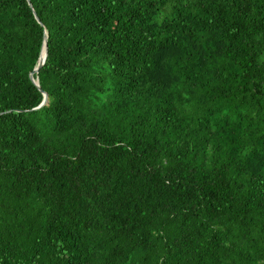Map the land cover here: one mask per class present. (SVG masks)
Segmentation results:
<instances>
[{
	"label": "trees",
	"instance_id": "16d2710c",
	"mask_svg": "<svg viewBox=\"0 0 264 264\" xmlns=\"http://www.w3.org/2000/svg\"><path fill=\"white\" fill-rule=\"evenodd\" d=\"M31 3L0 0V264H264V0Z\"/></svg>",
	"mask_w": 264,
	"mask_h": 264
},
{
	"label": "water",
	"instance_id": "95a60500",
	"mask_svg": "<svg viewBox=\"0 0 264 264\" xmlns=\"http://www.w3.org/2000/svg\"><path fill=\"white\" fill-rule=\"evenodd\" d=\"M28 1H29V4L32 6L31 0H28ZM35 15H36V18L38 19V21H40V19L37 16L36 12H35ZM47 56H48V46H47V31H46V38H45L43 50H42L40 58H39V63L37 65V67L32 71V73L30 75L32 81L40 88H41V86H40L39 79L35 78L34 74L35 73L37 74L39 72L40 68L45 64ZM43 93H44V99H43L42 103L40 104V106L36 107L35 109H38V108L44 106L45 104H48L49 95H48V93L46 91H43Z\"/></svg>",
	"mask_w": 264,
	"mask_h": 264
}]
</instances>
